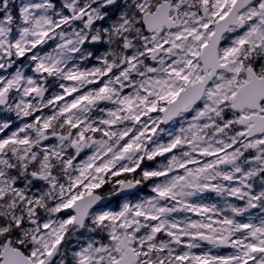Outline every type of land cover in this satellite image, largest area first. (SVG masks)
Returning <instances> with one entry per match:
<instances>
[{
  "label": "snow or ice",
  "instance_id": "1",
  "mask_svg": "<svg viewBox=\"0 0 264 264\" xmlns=\"http://www.w3.org/2000/svg\"><path fill=\"white\" fill-rule=\"evenodd\" d=\"M0 264H264V0H0Z\"/></svg>",
  "mask_w": 264,
  "mask_h": 264
}]
</instances>
